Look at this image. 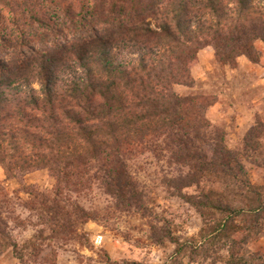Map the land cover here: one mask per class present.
Listing matches in <instances>:
<instances>
[{
	"label": "trees",
	"instance_id": "obj_1",
	"mask_svg": "<svg viewBox=\"0 0 264 264\" xmlns=\"http://www.w3.org/2000/svg\"><path fill=\"white\" fill-rule=\"evenodd\" d=\"M53 2L90 33L30 47L24 33L49 28ZM5 36L15 48L0 56V167L5 180L40 170L55 180L49 195L20 189L51 238L65 235L73 218L96 221L63 197L65 188L94 183L117 211L150 219L151 241L174 245L176 257L187 251L190 261H206L223 248L226 264H264V253L246 248L264 237V185L251 183L241 153L206 120L216 99L174 91L194 86L191 70L208 47L232 70L240 57L260 64L264 0H0V42ZM262 138L261 123L245 137V152H258ZM138 151L175 168L166 188L200 215L197 239L181 242L152 218L127 165ZM7 229L0 212V255L10 249L22 261Z\"/></svg>",
	"mask_w": 264,
	"mask_h": 264
},
{
	"label": "rangeland",
	"instance_id": "obj_2",
	"mask_svg": "<svg viewBox=\"0 0 264 264\" xmlns=\"http://www.w3.org/2000/svg\"><path fill=\"white\" fill-rule=\"evenodd\" d=\"M49 8L54 14L49 28H33L24 33L25 42L30 47L52 48L90 33L87 26L69 23L54 2ZM14 48V37L5 36L0 42V56L12 54ZM256 48L260 64L244 61V65L233 70L215 62L212 48L203 49L191 70L194 86H175L174 91L182 97L204 95L216 99V104L204 113L206 120L213 129L223 133L230 150L241 153L251 183L261 186L264 185L261 168L264 164V138L259 141L261 148L258 152H245L247 146L244 144L253 128L261 123L264 125V43L257 42ZM127 165L147 196L146 204L152 218L169 225L173 236L181 242L197 239L203 227L200 215L188 204L172 197L166 188L165 179L176 174L175 168L147 151H138ZM22 186L49 195L55 180L45 170L5 180L0 167L1 217L7 224L12 242L23 253V260L19 261L10 249L6 250L0 255V264H107V259L118 264H226L227 253L223 248L206 261L198 257L192 262L187 251L176 257L174 245L153 243L149 234L150 219L133 212L117 211L112 200L94 183L76 190L65 188L63 197L93 214L96 221L82 222L73 218L74 226L69 227L65 235L51 238L46 227L40 225L37 214L26 208L32 199L20 193ZM185 192L194 194V189ZM246 248L251 253H264V237L254 238Z\"/></svg>",
	"mask_w": 264,
	"mask_h": 264
},
{
	"label": "crops",
	"instance_id": "obj_3",
	"mask_svg": "<svg viewBox=\"0 0 264 264\" xmlns=\"http://www.w3.org/2000/svg\"><path fill=\"white\" fill-rule=\"evenodd\" d=\"M244 61H246L247 62V60L244 58V57H240V58H238V60H237V65H238V67H241L242 65H244L246 62H244ZM257 65V64H256Z\"/></svg>",
	"mask_w": 264,
	"mask_h": 264
}]
</instances>
